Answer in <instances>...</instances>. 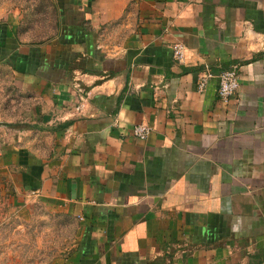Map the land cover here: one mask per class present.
<instances>
[{"label":"crops","instance_id":"0c3cea01","mask_svg":"<svg viewBox=\"0 0 264 264\" xmlns=\"http://www.w3.org/2000/svg\"><path fill=\"white\" fill-rule=\"evenodd\" d=\"M54 4L51 51L0 26L18 54L66 51L98 74L16 73L37 99H0L5 216L74 224L67 254L48 264H264V0ZM235 65L229 102L217 77L197 90L206 70ZM142 123L146 140L133 133ZM20 261L0 251V264Z\"/></svg>","mask_w":264,"mask_h":264},{"label":"rangeland","instance_id":"374dc122","mask_svg":"<svg viewBox=\"0 0 264 264\" xmlns=\"http://www.w3.org/2000/svg\"><path fill=\"white\" fill-rule=\"evenodd\" d=\"M58 19L54 0H0V25L8 23L12 33L16 28V38L23 45H43L51 51ZM19 82L15 70L7 63H0V99H37L35 90L26 92L18 86ZM5 214L0 207V251L3 256L11 257L14 263L19 259V264H48L54 255L67 254L73 234L68 231L74 224L60 223L59 231H45L44 225L36 227L35 222L20 225L18 219L7 218Z\"/></svg>","mask_w":264,"mask_h":264},{"label":"trees","instance_id":"16d2710c","mask_svg":"<svg viewBox=\"0 0 264 264\" xmlns=\"http://www.w3.org/2000/svg\"><path fill=\"white\" fill-rule=\"evenodd\" d=\"M3 30L4 26H0V62L6 60L16 73L47 78L51 82L69 81L74 70H79L83 74H98L94 68L96 67V61L82 59L80 62H72L74 58L70 57L66 51L58 55L59 59L57 56L53 54L47 55V53L35 47L31 48L25 55L18 54L16 52V40L6 36ZM9 53L11 55L5 58ZM55 64L58 66H55ZM117 69L110 70V75L113 76L121 71ZM70 124L64 127H68Z\"/></svg>","mask_w":264,"mask_h":264},{"label":"built area","instance_id":"2783aa9c","mask_svg":"<svg viewBox=\"0 0 264 264\" xmlns=\"http://www.w3.org/2000/svg\"><path fill=\"white\" fill-rule=\"evenodd\" d=\"M175 59L182 63L185 61V47L183 45H176L174 47ZM217 77L219 79V98L224 102H229L238 94L240 90V72L237 65L232 66L228 70H224L218 75L212 73L209 69L206 70L198 79L197 90L199 92L205 91L208 82ZM153 132V128L147 124H139L134 128V136L140 140H146Z\"/></svg>","mask_w":264,"mask_h":264}]
</instances>
